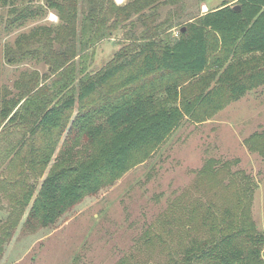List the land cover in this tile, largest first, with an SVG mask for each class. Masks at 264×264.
<instances>
[{"label": "rangeland", "instance_id": "obj_1", "mask_svg": "<svg viewBox=\"0 0 264 264\" xmlns=\"http://www.w3.org/2000/svg\"><path fill=\"white\" fill-rule=\"evenodd\" d=\"M56 1L62 10L45 5V0H0V106L5 93L12 98L20 88L25 92L30 80L38 81L39 89L56 77L58 72L40 54L49 45L57 49V42L50 43L44 32L63 23L78 25L69 16L77 0ZM112 1L120 7L127 2ZM222 1L236 2L172 0L160 14L163 18L170 10L184 18L205 13ZM26 5L40 11L21 19L18 15ZM142 28L136 23L134 30ZM126 35L118 30L99 41L86 62L88 71L104 67L125 46ZM29 50L36 54L27 55ZM209 79L205 74L183 78L177 105L204 89ZM77 108L67 114L66 126ZM33 109L0 111V264H183L189 244L213 236L222 226L224 210L236 215L242 205H248L257 231L264 235V84L208 117L186 116L114 185L85 196L47 227L35 221L26 224L23 197L30 185L37 190L54 167L66 126L47 137L38 134L32 142ZM29 144L36 154L29 152ZM49 153L50 161L44 164Z\"/></svg>", "mask_w": 264, "mask_h": 264}, {"label": "trees", "instance_id": "obj_2", "mask_svg": "<svg viewBox=\"0 0 264 264\" xmlns=\"http://www.w3.org/2000/svg\"><path fill=\"white\" fill-rule=\"evenodd\" d=\"M76 2L67 15L77 28L63 23L44 32L50 43L57 42V49L49 45L40 54L58 72L56 77L39 89L32 79L25 92L20 88L15 97L5 93L1 98L0 111L6 114L15 107L34 108L31 138L63 129L69 111L78 107L65 128L55 165L31 204L27 225L56 224L85 196L114 185L186 116L208 117L264 84V0H236L234 5L222 1L205 13L184 18L170 10L161 17L160 8L172 0H127L121 7L112 0H80L78 7ZM45 5L62 10L56 0H45ZM39 11L22 6L18 17L30 18ZM136 23L141 31L134 30ZM118 30L127 34L125 46L104 67L88 71L86 62L91 61L94 46ZM200 74L208 75L213 84L207 82L177 105L183 78ZM33 192L30 186L24 204ZM224 211L222 226L208 239L192 241L183 264H264V235L257 231L248 205L240 206L236 215Z\"/></svg>", "mask_w": 264, "mask_h": 264}, {"label": "crops", "instance_id": "obj_3", "mask_svg": "<svg viewBox=\"0 0 264 264\" xmlns=\"http://www.w3.org/2000/svg\"><path fill=\"white\" fill-rule=\"evenodd\" d=\"M30 137V136H29ZM30 139H33V141L32 142H34V138H31L30 137ZM23 145H25V142L23 143ZM31 147V148H30ZM32 149L34 150V151H32ZM36 148H34L32 145L30 146V144H29V152L30 153H33V154H36ZM46 176V175H45ZM44 176V177H45ZM44 177L41 179V181H40V183H39V186H38V188H37V190L34 188V192H33V196H32V198H31V200L27 203V204H25V206H28V212H29V209H30V207H31V204H32V202H33V200H34V198H35V196L37 195V193H38V190H39V187H40V185H41V182H42V180L44 179ZM30 186H32V185H30ZM30 186H29V188H30ZM34 187V186H33ZM29 190V189H28ZM28 215V214H27Z\"/></svg>", "mask_w": 264, "mask_h": 264}, {"label": "water", "instance_id": "obj_4", "mask_svg": "<svg viewBox=\"0 0 264 264\" xmlns=\"http://www.w3.org/2000/svg\"><path fill=\"white\" fill-rule=\"evenodd\" d=\"M233 8L236 10V9H238V8H239V6H238V5H235Z\"/></svg>", "mask_w": 264, "mask_h": 264}, {"label": "built area", "instance_id": "obj_5", "mask_svg": "<svg viewBox=\"0 0 264 264\" xmlns=\"http://www.w3.org/2000/svg\"><path fill=\"white\" fill-rule=\"evenodd\" d=\"M177 34V32H175V34L174 35H176Z\"/></svg>", "mask_w": 264, "mask_h": 264}]
</instances>
